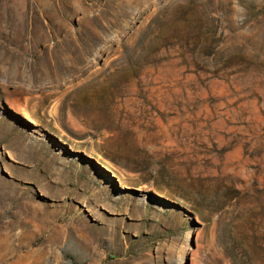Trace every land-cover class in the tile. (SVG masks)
I'll use <instances>...</instances> for the list:
<instances>
[{"label":"rangeland","instance_id":"374dc122","mask_svg":"<svg viewBox=\"0 0 264 264\" xmlns=\"http://www.w3.org/2000/svg\"><path fill=\"white\" fill-rule=\"evenodd\" d=\"M0 264H264V0H0Z\"/></svg>","mask_w":264,"mask_h":264}]
</instances>
